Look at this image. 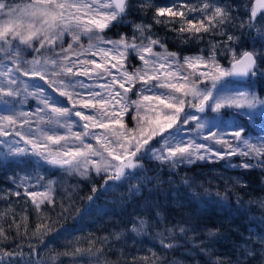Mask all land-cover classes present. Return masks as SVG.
<instances>
[{"label":"snow or ice","instance_id":"6c2138e0","mask_svg":"<svg viewBox=\"0 0 264 264\" xmlns=\"http://www.w3.org/2000/svg\"><path fill=\"white\" fill-rule=\"evenodd\" d=\"M127 9V0H28L15 6L0 0V51L10 58L18 57L20 46L25 45L37 53L43 48L54 54L42 60L13 59V66L0 67V103L10 109L9 114L0 115V137H12L0 140L7 146V154L15 158L38 157L50 166L75 169L82 176L92 169L97 174H107V180H137L138 185L152 179L137 175L143 170L145 158L175 168L194 160L224 159L226 155L238 154L256 163L245 162L235 167L264 166V159L259 158L264 144L256 147L248 136L250 124L257 116L264 117V98L250 83L260 74L257 54L243 51L237 55L234 49L227 48L231 55L229 67L217 59L219 50L215 45L207 56L180 57L168 52L150 31V24L134 25L139 36L129 38L121 34L115 41L101 36L112 22H124ZM262 9L264 0H256L251 19L255 20L257 11ZM198 10L202 13L199 20L185 19V13L173 11L172 6L158 7L153 19L163 23L157 18L179 15V32L199 38L196 34L215 28V18L222 17L224 12L222 7L208 2ZM66 36H71L72 41L67 48ZM81 36L90 41L86 49L81 46ZM232 39L229 35L228 40ZM34 42L38 47H34ZM156 46L164 51L155 52ZM76 47L80 51L75 52L73 59L69 53ZM130 51L142 62L131 73L126 67ZM83 52L91 53L92 58L80 59ZM24 64L30 67H23ZM23 77L39 79L28 82ZM80 77H87L92 83H85ZM101 79L104 84L97 91ZM138 83L137 99L131 100L128 94ZM4 96L12 99H2ZM28 97L37 101L35 108L30 112L17 111L16 106L26 103ZM84 109L92 111L85 114ZM125 115L135 120V127L129 128L123 122ZM59 128H66V134H60ZM97 128L103 131H93ZM258 139L264 140V136ZM93 140L98 147L93 146ZM213 144L220 147L213 148ZM52 145L58 146L56 151ZM229 166L234 165L229 162ZM42 179L37 174V183ZM107 180L106 188L114 186L108 185ZM140 190L138 186L132 189ZM26 194L37 207L45 200L51 202L47 191ZM36 197L41 198L39 202ZM168 231L171 234L173 230ZM179 231L185 233L187 229L180 227ZM160 243L165 248L174 247L163 238Z\"/></svg>","mask_w":264,"mask_h":264},{"label":"trees","instance_id":"16d2710c","mask_svg":"<svg viewBox=\"0 0 264 264\" xmlns=\"http://www.w3.org/2000/svg\"><path fill=\"white\" fill-rule=\"evenodd\" d=\"M23 1L5 0L13 6L22 5ZM205 2L222 7L224 15L215 18V28L196 34L199 38L179 32V15L161 16L157 19L163 23L154 22L156 9L167 6L184 12L185 19L199 20L202 13L198 9ZM127 4L124 22H112L103 31L104 35L139 36L134 25L150 24V31L165 44L168 52L207 56L215 45L222 65L231 60L227 48L234 49L237 55L249 49L257 54L260 74L254 81L257 94L264 97L261 84L264 82V10L257 12L252 20V0H127ZM229 35L233 37L231 41ZM20 47L24 53L26 46ZM34 47H38L36 42ZM32 49L28 47L25 51ZM43 53L52 52L43 48L39 53L34 51L35 56ZM25 105L22 111L30 112L31 98ZM131 126L135 127V123ZM249 130L258 132V137L264 135V117L257 116ZM258 142L254 144L256 147L264 144L263 140ZM233 157L241 160L245 156ZM259 158L264 159V152ZM221 160H211L207 166L181 164L174 172L169 171L170 166L157 167V162L148 160L146 167L158 169L159 181H152L148 190L137 193L122 184L103 188L107 179L101 173L82 176L79 172L50 168L31 155L24 158L1 155L0 260L3 264H264V166L240 167L237 183L225 177L208 178L209 172H200L214 162L221 166ZM244 161L256 163L249 157ZM37 174L43 177L40 183ZM175 189L181 192V199L174 195ZM26 191H47L51 202L45 200L37 207ZM40 199L36 197L37 202ZM125 222H134L141 233H131L123 225ZM180 227L187 231L181 233ZM169 229L173 230L171 234ZM209 231L213 235L209 236ZM144 234L154 237L148 240ZM162 238L174 247H163ZM201 248L206 251L201 252Z\"/></svg>","mask_w":264,"mask_h":264},{"label":"rangeland","instance_id":"374dc122","mask_svg":"<svg viewBox=\"0 0 264 264\" xmlns=\"http://www.w3.org/2000/svg\"><path fill=\"white\" fill-rule=\"evenodd\" d=\"M27 2H28V0H25V2L23 1V3H27ZM85 18H87V17H85ZM100 35L103 36L106 40H113V41H115V40H119L120 39V38H112V37L106 36L103 33H100ZM68 38H69V41H67V44L64 46L65 48H67L68 44L72 42L71 41V36H69ZM92 42L95 43V41H92ZM13 43H17V42L16 41H13ZM89 43H90V41L88 40V38L86 36H81V46L83 48L86 49L88 47ZM26 49H28L27 46L23 50L24 53H21L20 56H18V57L13 56L11 58L6 53H4L3 51H0V61H2V63H0V67H3L4 65L13 66L12 65L13 59H18L20 61H32L33 59H41L42 60L45 57H52L54 55L53 53H50V54L43 53L42 55L38 54V55L35 56L33 49L30 50V52L25 51ZM79 51H80V48L79 47H76L74 49V52L73 53H69V56L71 58L75 59L76 58L75 52H79ZM154 51L157 52V53H162L164 50H162V49H160V50L154 49ZM26 53H28V54H26ZM195 55H198V54H194V53H183V54H179L178 56L184 57V56H195ZM135 57H136V54L134 52H131L130 51L129 52V57H128V62L126 64V67L128 69V72H130V73L133 72L134 70L140 68L142 66V62L138 58H135ZM84 58H92V54L91 53H88V52L81 53L80 59H84ZM97 59H99V58L97 57ZM223 66L229 67V63L227 65H223ZM23 67H30V65L24 64ZM23 79L25 81L31 82V79L38 80L39 78L38 77H35V78L23 77ZM46 79H47V77H46ZM80 79L81 80H84L85 83H88V84H91L92 83V81L88 80L87 77H80ZM40 83H44V81H40ZM250 83L254 84L255 89H256L255 81H250ZM103 84H104V79H101L99 81V83L96 85L97 91L100 90V86L103 85ZM261 84H262V86L264 88V82H263V80L261 81ZM45 87L47 88V85H45ZM139 87H140V85L138 83L135 86V88H133L132 91L129 92L128 95H129V97H130L131 100L137 99L136 91H137V89ZM54 94L58 96L59 95V92L56 91ZM28 98H31V100H32V105H31V107H32L31 110H32V109L35 108L37 101L33 97H28ZM2 99L11 100L12 98L11 97L4 96V97H2ZM61 99L64 100L65 103H67L66 98H63L62 97ZM25 106H26L25 103L24 104L17 105L16 106V110L17 111L23 110V108ZM68 106L71 107V105H68ZM9 110H10L9 107H7L3 103H0V115H7V114H9ZM83 111H84L85 114H89L92 110H90V109H84ZM132 115H135V112H133ZM209 115H211V114H209ZM75 119L76 120H79V117H75ZM123 122L128 127L130 126V124H133V123L136 124L135 120L130 119L129 116H127V115H125L123 117ZM128 122L130 124H127ZM81 123H83V122H81ZM245 123H247V121H245ZM33 127H35V124H33ZM51 127H55V125H51ZM254 127L256 129L258 128V126L255 125V124H254ZM130 128H132V126ZM59 130L63 131V134H66V132H67L66 128H59ZM75 130H77V129L73 128V131H75ZM93 131L99 132V131H103V130L97 128V129H93ZM257 133L258 132H256V131L255 132H250V130L248 129V136L250 137L251 142L253 144L259 143L258 141H262L261 139H258ZM262 136H264V135H262ZM3 139H12V137L11 136H9V137H0V140H3ZM16 139H19V138L17 137ZM156 139H159V137H156ZM229 139H231V138L229 137ZM152 143H154V141ZM205 143H211V142L206 141ZM92 144H93L94 147H98V145L96 144L95 140L92 141ZM20 146H22V144ZM212 146H213V148H219L220 147V145H218V144H213ZM51 148H52L53 151H56L57 148H58V146L52 145ZM225 151H227V149H225ZM1 155L2 156L3 155H8L7 154V146L6 145H3L2 143H0V156ZM231 156H232V158H231ZM231 156L226 155L224 157V159L221 160V162H222V165L221 166H219L220 163L219 164H216L214 162L213 163L214 165L208 166L207 168L205 167V168L201 169L200 172H203V173L204 172H209V173H206L207 174L206 176L208 178L210 177V178L216 179V178H219V177H222V178L225 177L227 180L231 181L232 183L239 182L240 181V173H239L240 172V170H239L240 167H235V165H241L242 163H245L246 161H244V159L247 158V157L245 156L243 158V156L240 155V156H242L243 159L236 160V158H234L233 155H231ZM234 156H236V155H234ZM238 157H239V155H238ZM96 159H98V157ZM217 159L218 158H212V159H207V160H194V162L191 163V164H194V165H197V164L198 165H202L203 164V166H207L209 161H211V160L215 161ZM148 160H149L148 158H145L144 159V162L142 161V163H143V170L142 171H138L137 172V175H138V177H141V178L144 177V176L151 177L152 179H151L150 182H147V183H143V184H139L138 185L137 184V180L124 179L122 181H116V182H114L112 180H108V185H114V186H111L109 188L111 189V188H114L115 185H117V184H122V186L124 185L125 188L131 189V190L133 189V187H137V186L140 187L141 190H144V189H147L148 190V188L151 186V184L153 182L156 183V182L159 181L158 178H157V177H159L158 176V173H157V172H159V171H157L158 169H156V168H154L152 166H151L152 168L151 167H146L145 162L148 163ZM149 162H151V163L152 162H155V163L157 162L159 164L157 167L169 166L167 164L166 165L165 164H161L157 160H149ZM229 162L232 165H234V166L230 167L229 166ZM182 165H190V164L185 163V164H182ZM182 165H179V167L182 166ZM48 166L50 168H53V167L54 168H57V170H62L64 172H75V173H78L79 172V171H77L75 169H70V168H67V167L60 168V167H55V166H50V165H48ZM170 168L171 169H169V171L172 170V172H174L175 171L174 169L176 167L175 168L170 167ZM126 171H128V170H126ZM89 172H95V171L92 170V169H90ZM142 172H144V173H142ZM151 172H154V173H151ZM101 174H103L104 177L107 179V174H105V173H101ZM104 187H105V185H103V188ZM141 190H140V193H141ZM180 194H181V192L179 190H176V189L174 190V195H178L180 197ZM180 199H181V197H180ZM115 221H117V220H115ZM123 225L126 226L131 231V233H133V234H138L139 235V233H141L140 230L137 229L136 224H134V222H132V223L125 222V224H123ZM146 235H148V236H146ZM144 236L148 240H150V236L151 237H154V236H152L150 234H144ZM96 263H93V264H96Z\"/></svg>","mask_w":264,"mask_h":264},{"label":"water","instance_id":"95a60500","mask_svg":"<svg viewBox=\"0 0 264 264\" xmlns=\"http://www.w3.org/2000/svg\"><path fill=\"white\" fill-rule=\"evenodd\" d=\"M255 2H256V0H252V7L255 6ZM262 10H264V9H262ZM259 11H261V10H258L257 12H259ZM243 51H250V50H249V49H245V50H243ZM243 51H242V52H243ZM242 52H241V53H242ZM241 53H240V54H241ZM229 66H230V61H229Z\"/></svg>","mask_w":264,"mask_h":264}]
</instances>
